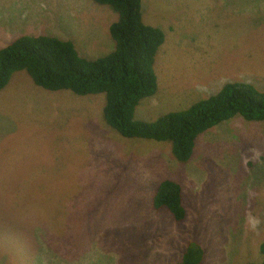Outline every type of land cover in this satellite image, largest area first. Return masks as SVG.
I'll list each match as a JSON object with an SVG mask.
<instances>
[{"label": "rangeland", "instance_id": "rangeland-1", "mask_svg": "<svg viewBox=\"0 0 264 264\" xmlns=\"http://www.w3.org/2000/svg\"><path fill=\"white\" fill-rule=\"evenodd\" d=\"M142 11L166 40L159 90L135 121L191 109L227 83L264 92V0H142ZM116 21L93 0H0V50L49 35L99 59L115 48ZM105 105L41 89L24 71L0 91V264H178L190 245L203 264L262 261L264 122L225 120L182 163L170 142L120 136ZM165 180L183 189V222L154 207L150 190Z\"/></svg>", "mask_w": 264, "mask_h": 264}, {"label": "trees", "instance_id": "trees-1", "mask_svg": "<svg viewBox=\"0 0 264 264\" xmlns=\"http://www.w3.org/2000/svg\"><path fill=\"white\" fill-rule=\"evenodd\" d=\"M93 1L118 15L110 27L115 43L110 54L87 60L71 41L49 35L21 36L0 50V91L16 73L24 71L46 91L105 95L103 116L108 126L128 140L170 142L174 156L182 163L192 159L197 139L221 122L236 115L246 121H264V92L243 82L229 83L191 109L170 113L158 121H135L137 107L159 90L154 65L166 40L165 31L144 22L142 0ZM127 188L137 187L130 181ZM150 197L157 211L169 212L177 223L186 219L183 189L178 183L165 180L155 192L150 190ZM260 253L262 261L245 264H264V241ZM204 254L202 247L190 245L178 264H203Z\"/></svg>", "mask_w": 264, "mask_h": 264}, {"label": "clouds", "instance_id": "clouds-1", "mask_svg": "<svg viewBox=\"0 0 264 264\" xmlns=\"http://www.w3.org/2000/svg\"><path fill=\"white\" fill-rule=\"evenodd\" d=\"M20 37H21V36H20ZM20 37H18V38H20ZM18 38H17V39H18ZM227 84H228V83H227ZM248 84H250V83H248ZM262 122H264V121H262Z\"/></svg>", "mask_w": 264, "mask_h": 264}]
</instances>
